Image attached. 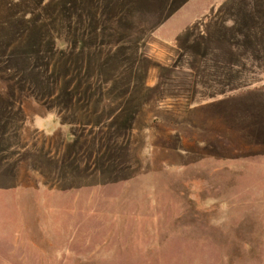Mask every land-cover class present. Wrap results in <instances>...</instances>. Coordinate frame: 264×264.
<instances>
[{
  "label": "rangeland",
  "instance_id": "obj_1",
  "mask_svg": "<svg viewBox=\"0 0 264 264\" xmlns=\"http://www.w3.org/2000/svg\"><path fill=\"white\" fill-rule=\"evenodd\" d=\"M255 85L264 0H0V264H264Z\"/></svg>",
  "mask_w": 264,
  "mask_h": 264
},
{
  "label": "crops",
  "instance_id": "obj_2",
  "mask_svg": "<svg viewBox=\"0 0 264 264\" xmlns=\"http://www.w3.org/2000/svg\"><path fill=\"white\" fill-rule=\"evenodd\" d=\"M179 12H180V14L182 13L181 10H179ZM203 13L204 12H202L201 15H197L196 14L197 15L196 16L197 19L195 20V21H199L201 23L200 24V29H199L201 33L204 32L206 26L210 22H212L214 20V18L216 17V15H217V13L215 11H213L212 15L210 17H206L207 19L205 18L206 20H204L203 19L204 18L203 16H207V15L206 14L204 15ZM257 90H264V85L263 86L255 85L253 87H245V92H252V91H257Z\"/></svg>",
  "mask_w": 264,
  "mask_h": 264
}]
</instances>
